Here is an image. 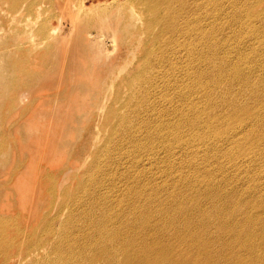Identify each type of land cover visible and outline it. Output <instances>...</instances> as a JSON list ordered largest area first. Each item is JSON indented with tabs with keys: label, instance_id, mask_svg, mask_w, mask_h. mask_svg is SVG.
Here are the masks:
<instances>
[{
	"label": "bare ground",
	"instance_id": "obj_1",
	"mask_svg": "<svg viewBox=\"0 0 264 264\" xmlns=\"http://www.w3.org/2000/svg\"><path fill=\"white\" fill-rule=\"evenodd\" d=\"M85 1L0 0L14 17L40 16L53 2L67 23L59 34L48 33V21L17 31L9 24V37L0 28L3 110L25 89L49 91L53 78L64 84L60 49L70 47V82L76 50L85 51L79 80L96 77L93 64L111 66L112 38L133 68L109 67L101 85H82L105 141L94 135L77 169L39 175L44 215L36 226L0 216V264L39 251L32 264H56L43 235L54 257L83 264H264V11L246 12L264 0H228L237 6L232 17H222L223 0ZM29 36L48 39L45 48ZM103 91L113 99L105 102ZM5 140L0 159L9 153ZM26 166L3 175L22 176ZM34 230L43 235L31 239Z\"/></svg>",
	"mask_w": 264,
	"mask_h": 264
},
{
	"label": "rangeland",
	"instance_id": "obj_2",
	"mask_svg": "<svg viewBox=\"0 0 264 264\" xmlns=\"http://www.w3.org/2000/svg\"><path fill=\"white\" fill-rule=\"evenodd\" d=\"M27 1V0H25ZM97 3L103 2V0H95ZM220 1V0H213ZM224 4L222 6L223 15L222 17H232L237 15V6L231 1L223 0ZM91 4V0H86L84 6L88 7ZM7 3H0V28H2L7 37H9L10 25L14 26L15 29L12 31H17L25 25L34 24L36 27L38 24L48 21L50 34H59L63 25H67L64 22L63 17L57 16L53 13L56 8L53 2L50 3V10L41 13L38 16L34 12L27 13L24 17H14L11 16L12 13L8 10ZM135 7V6H134ZM135 7L137 15L136 17H141L138 9ZM264 11V4L257 3L253 8H246L248 13H261ZM4 14V15H3ZM213 15H219L216 12ZM13 17V18H11ZM10 24V25H9ZM1 33V31H0ZM108 35V34H107ZM115 50L111 53L108 59L111 62V66L104 63L103 67L100 64H93L90 69L96 75V79L92 78L93 74H89L85 79L79 80L77 77L79 73V66L82 65L81 59L85 57V51L76 50L73 52L74 63L72 78L71 71L72 66L70 62V47L66 51L60 49L57 57L55 58L56 63L65 71L64 84L59 83L56 78L52 79L55 87L49 91H42L39 88L25 89L26 93L24 97L20 100L15 99L12 101V108L10 111L3 110L4 106L7 104L6 93L0 95V113L5 114V118L0 119V149H2V144L7 140H11L8 146V154L0 162L4 160L3 164L0 165V216L6 217L8 214L19 215L17 223L28 224L36 226L39 223L40 215L44 212L42 198L39 192H36V184L38 182L39 175L44 173L45 170H55L60 169L66 165L78 168V160L83 159L87 147L91 144L92 137L94 135H99L102 139V143L105 141V133L103 130H97L96 127H92L94 121L88 118L90 113L94 112L89 110L91 100L89 98L90 93L88 90H81L82 85L86 84L89 89L97 85H101L102 73L109 70V67H119L122 68L124 72L129 73L132 71V65L129 63V53L121 45L118 39L112 38ZM25 41V39H23ZM30 42L36 43L39 50L45 48V44L48 39H43L41 36L28 37ZM107 42L111 43L110 38H106ZM264 49V48H263ZM69 56V57H68ZM15 60V59H14ZM5 58L0 57V69L2 70L3 62ZM16 61V60H15ZM106 61V62H108ZM124 76V75H123ZM95 79V80H94ZM80 83V84H79ZM65 89L69 96H65L62 93V89ZM1 89V91H2ZM39 90V91H38ZM17 93L18 90L16 89ZM100 96L104 94L105 102L113 99V94L106 93V91L98 93ZM48 97V103L39 104V101L43 97ZM122 101H119L117 109L121 113H124V108L122 107ZM31 110V111H30ZM102 112L103 110H97V112ZM30 112V114H29ZM27 161L26 171L22 176H16L12 179L10 173L8 175H3L4 173L12 170L16 165L21 164L23 161ZM6 164V167L4 166ZM42 165L43 169L37 170L38 166ZM60 197L55 198V201H59ZM42 201V202H41ZM9 204V206L6 205ZM33 210L34 212H31ZM44 215V213H43ZM64 218V215L61 216ZM42 230H34L30 236H35L36 239L42 236ZM47 236L43 235L41 237V244L47 248V251L51 255V259L56 262V264H83L76 257H72L68 260L57 259L51 253L49 241L46 239ZM22 246H27L29 238L24 240ZM2 245H0L1 254ZM7 254L14 255L15 248L10 247L7 250ZM41 260L42 255L37 253L33 258L29 260H18L21 264H32L34 260ZM16 262L10 261L9 263Z\"/></svg>",
	"mask_w": 264,
	"mask_h": 264
}]
</instances>
